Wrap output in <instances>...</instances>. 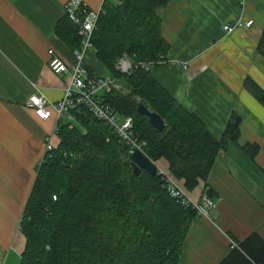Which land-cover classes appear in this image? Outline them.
<instances>
[{"label":"trees","instance_id":"16d2710c","mask_svg":"<svg viewBox=\"0 0 264 264\" xmlns=\"http://www.w3.org/2000/svg\"><path fill=\"white\" fill-rule=\"evenodd\" d=\"M169 0H102L91 33L95 69L84 57L89 75H109L125 92L100 94L102 102L118 116L132 119V132L144 142L143 154L163 158L169 174L182 179L186 190L205 180L214 158L227 142L236 143L240 118L231 113L219 139L204 122L180 105L152 75L134 66L129 75L114 64L120 54L133 61H153L168 51L154 13ZM76 25L65 13L54 25L55 34L71 50L79 44ZM264 58V24L256 44ZM243 87L264 107V91L249 77ZM144 103L164 122L155 130L136 111ZM71 120L57 122L58 144L43 154L19 221L24 238L18 264H178L182 242L196 213L174 202L155 172H132L127 147L83 106L70 110ZM252 159L258 147L242 143ZM62 152L73 157L65 159ZM264 174V170H263ZM210 198L209 189H203ZM211 199V198H210ZM217 264H264V241L250 234L230 245Z\"/></svg>","mask_w":264,"mask_h":264},{"label":"crops","instance_id":"0c3cea01","mask_svg":"<svg viewBox=\"0 0 264 264\" xmlns=\"http://www.w3.org/2000/svg\"><path fill=\"white\" fill-rule=\"evenodd\" d=\"M66 0H0V264H18L24 247L19 221L43 137L54 119H38L26 106L32 93L49 101L62 95L66 75L46 66L47 50L73 64L71 49L54 32ZM96 9L102 0H83ZM154 13L168 43L166 61L187 69L158 64L152 75L185 109L195 113L219 139L231 113L240 118L236 143L218 150L205 180L186 190L198 201L209 189L215 206L208 217L194 216L182 242L178 264H217L230 245L250 234L264 241V107L243 87L245 77L264 91V58L256 44L264 24V0H169ZM252 25L224 34L221 24L238 18ZM88 63L100 70L92 53ZM254 143L250 159L239 148ZM168 172L163 158L152 161ZM233 247V246H232Z\"/></svg>","mask_w":264,"mask_h":264},{"label":"built area","instance_id":"2783aa9c","mask_svg":"<svg viewBox=\"0 0 264 264\" xmlns=\"http://www.w3.org/2000/svg\"><path fill=\"white\" fill-rule=\"evenodd\" d=\"M63 12L76 25V34L79 37V44L72 49L74 57L73 64H66L57 57L51 49L47 50L46 66L52 73H63L66 75V83L62 89V95L54 102L49 101L41 93H32L26 100L28 106L38 119H47L53 115V125L43 137V154L56 148L58 144L57 122L60 119L71 120L70 110L83 106L91 116L106 124L109 129L127 147L128 152L139 149L142 152L144 142L138 141L132 132V119L129 116L118 117L107 104L99 97L101 93L110 90L124 92L117 79L109 75L94 76L86 71L83 61L85 54L91 48L90 37L95 27V22L101 7L90 9L83 0H66L63 4ZM252 25L251 19L238 18L232 22L221 25L222 31L226 34L242 27ZM170 64L172 67L187 69L188 64L178 61H166L163 55H158L153 61H133L126 53L117 58L114 69L124 75H129L134 66L145 70H151L158 64ZM143 153V152H142ZM43 157V155H42ZM41 159L36 163L42 162ZM65 159L73 157L70 152H62ZM156 173L164 180V187L174 202L182 207L193 209L196 215L208 217L209 211L215 206V202L203 191L198 201L191 200L180 187L175 178L169 173L156 167ZM231 246H234L232 244Z\"/></svg>","mask_w":264,"mask_h":264},{"label":"water","instance_id":"95a60500","mask_svg":"<svg viewBox=\"0 0 264 264\" xmlns=\"http://www.w3.org/2000/svg\"><path fill=\"white\" fill-rule=\"evenodd\" d=\"M136 111L139 115H144L147 118L148 123L155 130L160 131L163 129V120L158 114L150 110L144 103L138 102L136 105ZM128 157L131 161L132 172L135 175H138L140 170L145 171L151 176L155 174V165L139 149H134L132 152H128Z\"/></svg>","mask_w":264,"mask_h":264},{"label":"rangeland","instance_id":"374dc122","mask_svg":"<svg viewBox=\"0 0 264 264\" xmlns=\"http://www.w3.org/2000/svg\"><path fill=\"white\" fill-rule=\"evenodd\" d=\"M225 23H227V22H225ZM222 24H224V23H222ZM222 24H221V25H222ZM221 30H222V27H221ZM223 33H224V32H223ZM224 34H226V33H224ZM228 34H229V33H228ZM71 51H72V50H71ZM124 92H125V91H124ZM51 102H52V101H51ZM42 147H43V146H42Z\"/></svg>","mask_w":264,"mask_h":264}]
</instances>
